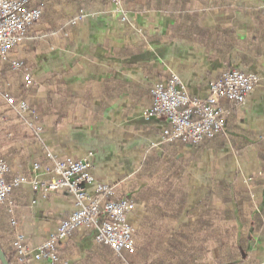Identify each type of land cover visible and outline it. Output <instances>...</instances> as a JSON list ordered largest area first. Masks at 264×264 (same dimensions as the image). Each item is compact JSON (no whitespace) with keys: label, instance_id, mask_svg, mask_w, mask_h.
I'll return each mask as SVG.
<instances>
[{"label":"crops","instance_id":"obj_1","mask_svg":"<svg viewBox=\"0 0 264 264\" xmlns=\"http://www.w3.org/2000/svg\"><path fill=\"white\" fill-rule=\"evenodd\" d=\"M61 2L49 0L29 39L11 52L31 69L32 88L26 90L23 74L0 61V91L27 96L43 122L37 138L0 95V157L11 164L8 182L27 179L12 200L28 243L44 242L76 209L65 190L32 185L53 178L47 150L60 159L89 160L92 175L115 186L118 198H133L151 182L138 173L147 156L157 153L184 167L186 214L178 224L194 221L187 213L200 203L235 214L242 207L250 229L244 263L264 264V0H125L128 22L113 14L110 0H85L83 20L68 25V32L59 11L77 18L79 0ZM232 69L255 75L258 84L245 104L231 109L225 133L198 146L176 142L166 151L162 136L170 121L147 117L152 85L175 74L192 96L205 100L209 83ZM221 105L230 108L226 100ZM6 210L0 206V239L13 252ZM146 212L141 203L129 215L136 241ZM59 249V262L29 264H141L137 252L124 258L98 243L92 228L77 229ZM205 261L215 264L214 255Z\"/></svg>","mask_w":264,"mask_h":264},{"label":"built area","instance_id":"obj_2","mask_svg":"<svg viewBox=\"0 0 264 264\" xmlns=\"http://www.w3.org/2000/svg\"><path fill=\"white\" fill-rule=\"evenodd\" d=\"M110 2L114 8L113 14L128 22L129 11L125 8V0ZM45 4L46 0H0V61L8 63L15 71H26V67L23 61L12 59L11 52L40 21ZM83 17L84 13H81L72 24L77 25ZM23 78L26 90L32 88L33 76L24 73ZM257 84L255 75L232 69L209 83V96L202 100L192 96L180 77L173 74L166 81L156 82L152 86L153 106L148 110L147 117L164 116L170 121L171 129L163 132V143L180 141L198 145L225 133L231 109L245 104ZM0 95L33 135L40 138L43 122L31 100L1 91ZM221 100H226L230 108L222 106ZM47 157L51 161L49 171L53 178L50 182L34 179V189L45 192L65 190L73 196L76 209L67 215L54 234L38 245L28 243L26 236L19 231V222L14 215L12 193L27 179L16 177L8 182L6 176L11 172V165L5 157H0V205L7 206L11 216L17 263L29 264L31 259L59 262L60 243L69 240L77 229L83 227L94 229L96 241L110 247L119 256L134 254L136 228L130 223L129 215L136 208L135 202L118 198L114 186L97 181L90 171L91 163L88 160L60 159L49 150ZM39 169L40 164L35 163L33 171ZM126 264H129L127 260Z\"/></svg>","mask_w":264,"mask_h":264},{"label":"trees","instance_id":"obj_3","mask_svg":"<svg viewBox=\"0 0 264 264\" xmlns=\"http://www.w3.org/2000/svg\"><path fill=\"white\" fill-rule=\"evenodd\" d=\"M70 2L74 0H65L67 4ZM48 4L49 0L46 6ZM78 7V12L85 11V0H79ZM174 145L166 144L164 149L167 151ZM184 172L179 160L152 153L138 173V177L151 180L145 187L139 188L132 198L136 204L144 203L147 208L138 233L140 242L136 246L140 263L207 264L205 260L213 254L215 264H245L243 255L248 249L250 235L247 232L250 229L245 228L248 218L242 207H238L235 214L227 209H213L208 203H200L187 213L195 217L194 221L178 224L186 214L187 191L181 184ZM230 241H234L235 252H231L230 248L225 250ZM0 244L10 264H14L15 250L7 251L1 239Z\"/></svg>","mask_w":264,"mask_h":264},{"label":"rangeland","instance_id":"obj_4","mask_svg":"<svg viewBox=\"0 0 264 264\" xmlns=\"http://www.w3.org/2000/svg\"><path fill=\"white\" fill-rule=\"evenodd\" d=\"M47 1V0H46ZM63 2H65V0L63 1ZM47 6H46V4H45V8H44V12L45 11H47V8H46ZM126 8V7H125ZM127 9V8H126ZM128 10V9H127ZM129 11V10H128ZM60 13H61V15H62V19L59 21L60 22V24L62 25V27L68 32V29H69V26L70 25H72V26H77V25H73L72 24V21L74 20H68L67 18H65V16H64V9H60V11H59ZM81 13H84V11H82V12H79V15L78 16H80L81 15ZM43 15H44V13H43ZM60 17V16H59ZM84 18V17H83ZM76 19V18H75ZM83 20V19H82ZM82 20H80L79 22H81ZM38 23V22H37ZM36 23V24H37ZM35 24V25H36ZM66 24V25H65ZM35 25L30 29V31H29V33H28V35H27V37H26V39L18 46V47H20V46H22V45H24V43L27 41V39H29V37H30V34H31V32H32V30H33V28L35 27ZM69 25V26H68ZM68 28V29H67ZM66 33V32H65ZM66 34H68V33H66ZM66 37H67V35H66ZM18 60H20V61H23L24 62V64H25V67H26V71H15V70H13L12 68H9L8 70H9V72H12V73H21V74H24V73H30L32 76H33V74H32V71H31V69L26 65V63H25V61L23 60V59H19V58H17ZM178 76V75H177ZM181 79V78H180ZM182 80V79H181ZM184 83V82H183ZM155 84V83H154ZM153 84V85H154ZM152 85V86H153ZM25 87V86H24ZM27 97V96H26ZM242 106V105H241ZM37 109V108H36ZM38 112V111H37ZM231 114V113H230ZM229 114V115H230ZM229 117V116H228ZM227 124V123H226ZM220 135H222V134H220ZM217 137V136H216ZM215 137V138H216ZM176 142H180V141H176ZM176 142H174V143H176ZM203 143V142H202ZM202 143H200V144H202ZM166 144H168V143H166ZM185 144V143H184ZM7 159V158H6ZM74 159V158H73ZM8 160V159H7ZM77 160H87V159H77ZM9 161V160H8ZM89 161V160H88ZM90 162V161H89ZM9 163H10V161H9ZM11 165V164H10ZM96 179V178H95ZM97 180V179H96ZM97 181H99V180H97ZM99 182H101V181H99ZM103 183V182H102ZM106 184V183H105ZM108 185H110V184H108ZM111 186H113V185H111ZM115 187V186H114ZM115 189H116V187H115ZM126 198V197H125ZM255 198V197H254ZM253 198V199H254ZM127 199H130V200H132V198H127ZM136 204V203H135ZM0 206H2V208H3V210L5 209V207L7 208V210L4 212V215H5V218L7 219V224L9 223V226H10V233L13 235V240H14V229L12 228V226H11V224H10V219H11V216H10V214L8 213V207L7 206H5V205H0ZM14 215H15V203H14ZM184 219H186V217H184L183 218V220ZM19 222V221H18ZM229 223V222H228ZM138 242H140L139 241V239H138V241H136V246L138 245ZM12 245H13V241H12ZM211 246H213V245H211ZM14 247V246H13ZM235 246H234V241H230V243L228 244V246L225 248V250L226 251H228V249L229 250H231V252H235V248H234ZM110 248V247H109ZM137 248V247H136ZM14 250H15V247H14ZM136 252V251H135ZM117 254V253H116ZM15 255H16V250H15ZM209 262L211 261V260H208ZM129 264H131V263H129Z\"/></svg>","mask_w":264,"mask_h":264},{"label":"water","instance_id":"obj_5","mask_svg":"<svg viewBox=\"0 0 264 264\" xmlns=\"http://www.w3.org/2000/svg\"><path fill=\"white\" fill-rule=\"evenodd\" d=\"M0 262L1 264H10L9 260L6 257V254L0 244Z\"/></svg>","mask_w":264,"mask_h":264}]
</instances>
